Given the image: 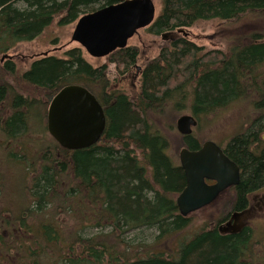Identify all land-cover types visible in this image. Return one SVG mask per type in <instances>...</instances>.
<instances>
[{
  "label": "trees",
  "instance_id": "16d2710c",
  "mask_svg": "<svg viewBox=\"0 0 264 264\" xmlns=\"http://www.w3.org/2000/svg\"><path fill=\"white\" fill-rule=\"evenodd\" d=\"M120 1L0 0V57L52 24H72L81 15ZM244 14L264 15V0H162L147 32L162 36L198 21L230 23ZM84 55L78 46L63 57L34 59L23 72H17L11 60L4 59L0 68V133L17 146L9 156L33 175L31 205L14 218L30 236V243L21 246L29 262L17 264H42L37 256H45L43 264H264L247 259V228L231 235L210 227L184 235L191 220L179 214L175 199L185 187V177L170 154L173 125L183 111L188 110L199 126L220 110L250 104L256 116L222 148L240 170L233 192L236 209L247 207L248 196L264 189V32L234 37L227 51L205 52L184 37L164 44L130 92L111 86L107 67L114 64L127 71L136 64L137 47L118 49L100 65ZM6 75L10 84L2 80ZM70 84L87 88L102 105V137L80 150L64 149L52 137H43L46 141L38 146L30 136L49 135L44 122L48 102ZM34 107L41 108V115L33 114ZM179 138L175 151L197 150L203 143L193 133ZM33 211L40 215L29 223L24 215ZM60 211L76 219V230L62 231L54 220ZM106 226L107 234L80 233L86 227ZM139 228L157 232L155 243L145 245L146 256L129 257V245L127 255L115 249L125 230ZM109 237L115 238L113 244Z\"/></svg>",
  "mask_w": 264,
  "mask_h": 264
},
{
  "label": "rangeland",
  "instance_id": "374dc122",
  "mask_svg": "<svg viewBox=\"0 0 264 264\" xmlns=\"http://www.w3.org/2000/svg\"><path fill=\"white\" fill-rule=\"evenodd\" d=\"M153 2L155 5L156 18L160 13L162 0H153ZM75 23L76 22L60 27L52 24L34 40L17 43L12 49L4 54L10 56V58H5V60H11L14 63L17 72H23L30 67V64L34 59L45 56L44 53H46V55L63 57L66 50L79 46L78 43L71 42V35ZM185 31L188 36H183L182 33L177 34L175 31L171 33H173L175 37H184L197 46L203 47L205 52L211 50L227 51L228 44L234 37L237 38L241 34H246L248 36L250 33L256 31L264 32V15L244 14L230 23L221 22L219 20L198 21L193 26L185 28ZM164 35L165 38L150 34L147 32L146 27L138 30V32L128 40V46L138 48V58L136 64L132 66L133 68H135V66L143 68L150 59L159 54L164 44L171 42V40L168 39L167 34L165 33ZM84 56L94 65H100L108 61L107 56L95 59L89 57L86 52ZM1 57L0 68L4 64V59L1 60ZM132 67L130 68V71L128 69L124 72L122 71L123 69H116L114 64H109L107 67V75L111 86L130 92L131 85H135L138 82V77L133 80L131 79L132 71L135 70ZM6 77L7 75L2 78V80L5 82L8 81L10 84V80ZM133 89H135V87ZM257 98V95H255L254 100ZM40 110V107H34L33 114L41 115ZM181 114H190V112L185 110ZM253 115L256 116L255 109H251L250 104L239 103L220 110L211 115L208 120L199 123V126L193 129V135L198 137L202 142L211 140L220 147H224L227 141L235 134L241 133L248 128L250 125L249 120ZM44 122L46 124L45 119ZM173 126L174 129L171 132V140L173 143L172 146H170V154L174 158L173 160H175L174 163H176L179 162L178 152L180 149L175 151V147L178 143L180 134L176 131L175 124ZM43 137H46L47 139L51 138V136L44 135V133L41 132L34 136H30L31 139H35L34 142H37L38 146L46 141ZM16 147L17 146L13 142L6 141L0 133V264L29 262V258L24 256L25 250L24 248H21V246H25V243H30V236L23 231L21 224L14 223L16 222L14 218L15 214L17 215L21 209L31 205L30 202L33 200L31 194V178L33 175H30L27 172V168L20 165L19 161L16 160V162L15 159L9 156V153L14 151ZM29 147L35 155L36 151H34V146L30 145ZM230 199L231 195L225 194L212 205L190 214L188 218L190 217L191 221L188 228H186L184 235H187L188 232L192 234L201 230V228L208 229L212 224L221 222L226 213L224 210L225 205ZM47 213L48 210L45 213L42 212L41 215L45 217ZM39 215L38 212L33 211V213L25 214L24 217L29 223H33L38 219ZM54 220L58 223L60 228L62 227L63 232L70 233L77 229L76 219L71 217L68 213L60 211L55 215ZM246 226L249 228L250 235V245L246 250L248 255L247 259L264 262V210L249 217ZM109 231L110 227L108 226L101 228L86 227L80 233L83 237H90L99 234H107ZM156 235L157 232L155 229L139 228L125 230V232L121 234V239L123 241L122 244L119 243V245L115 246V249L124 251L127 255V252L125 251L127 249L126 246L129 245L128 250L131 252L128 253L129 257L146 256L148 248H145V245L150 246L152 243H155L154 239ZM107 241L108 243L113 244L112 242L115 241V238L109 237L107 238ZM49 250L50 249L47 248L45 252H48ZM38 258L39 256H37L35 260L42 264L46 262L45 256L40 260ZM30 261L33 262V260Z\"/></svg>",
  "mask_w": 264,
  "mask_h": 264
},
{
  "label": "water",
  "instance_id": "95a60500",
  "mask_svg": "<svg viewBox=\"0 0 264 264\" xmlns=\"http://www.w3.org/2000/svg\"><path fill=\"white\" fill-rule=\"evenodd\" d=\"M155 19L153 0H121L81 15L76 21L71 42H76L92 58H102L127 47L128 40ZM177 32L187 35L184 28ZM45 56L46 53H44ZM10 58L3 55L1 60ZM197 119L184 114L175 122L181 136H189ZM106 116L97 98L85 87L70 84L62 87L50 100L46 128L49 135L64 149L80 150L95 145L102 137ZM179 166L185 187L176 197V207L183 217L209 205L228 187L240 181L239 167L223 149L211 140L197 150L185 147L178 152ZM214 181L208 185L206 181ZM241 214H233L238 220Z\"/></svg>",
  "mask_w": 264,
  "mask_h": 264
},
{
  "label": "flooded vegetation",
  "instance_id": "af4514ba",
  "mask_svg": "<svg viewBox=\"0 0 264 264\" xmlns=\"http://www.w3.org/2000/svg\"><path fill=\"white\" fill-rule=\"evenodd\" d=\"M176 33L179 34L178 32H176ZM162 37L165 38V35H162ZM167 37H168V39L171 40V42L180 39L177 36L175 37L174 34L171 33V32H169L167 34ZM133 69H135V70L132 71V75H131V79L132 80L137 78V77L139 78V75L141 74V71H142V68H139V67H136V66ZM129 71H130V69H129ZM206 183L208 185H212L215 182L207 180ZM237 185L228 187L227 189L222 191L212 203H210L209 205L203 207V208H206V207L212 205L217 200L221 199L225 194H230L231 195V199L229 201H227V203L225 205L224 210H225L226 213H225L222 221L219 222V223L212 224V226L210 227L212 230L215 228L216 231L219 234H221V235L237 234V233H240L245 228H247L249 230V228L246 226L249 217H252L255 214H257V212L259 213V211H263L264 210L263 209L264 208V189L260 190V191H257L255 193H252V194H250L248 196V205H247V207L242 208L241 210L236 209L235 208L236 204H234V202H233V199H234V193L233 192H234V189L236 188ZM203 208H201L199 210H202ZM241 213H243L244 215H242L240 219L238 218V220H234V219L231 218L233 214H241Z\"/></svg>",
  "mask_w": 264,
  "mask_h": 264
}]
</instances>
